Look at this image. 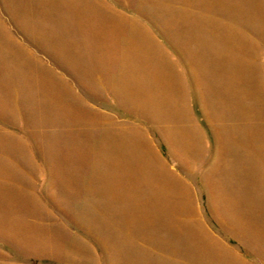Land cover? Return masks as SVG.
Here are the masks:
<instances>
[{
	"label": "rangeland",
	"instance_id": "1",
	"mask_svg": "<svg viewBox=\"0 0 264 264\" xmlns=\"http://www.w3.org/2000/svg\"><path fill=\"white\" fill-rule=\"evenodd\" d=\"M0 264H264V0H0Z\"/></svg>",
	"mask_w": 264,
	"mask_h": 264
}]
</instances>
